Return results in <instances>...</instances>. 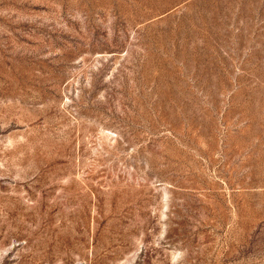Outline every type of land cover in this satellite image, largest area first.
I'll list each match as a JSON object with an SVG mask.
<instances>
[{
  "label": "rangeland",
  "instance_id": "rangeland-1",
  "mask_svg": "<svg viewBox=\"0 0 264 264\" xmlns=\"http://www.w3.org/2000/svg\"><path fill=\"white\" fill-rule=\"evenodd\" d=\"M0 264H264V0H0Z\"/></svg>",
  "mask_w": 264,
  "mask_h": 264
}]
</instances>
